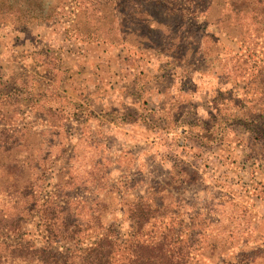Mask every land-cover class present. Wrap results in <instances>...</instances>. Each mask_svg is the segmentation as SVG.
<instances>
[{
	"label": "rangeland",
	"instance_id": "obj_1",
	"mask_svg": "<svg viewBox=\"0 0 264 264\" xmlns=\"http://www.w3.org/2000/svg\"><path fill=\"white\" fill-rule=\"evenodd\" d=\"M9 1L0 264H79L103 235L264 264V0Z\"/></svg>",
	"mask_w": 264,
	"mask_h": 264
},
{
	"label": "trees",
	"instance_id": "obj_2",
	"mask_svg": "<svg viewBox=\"0 0 264 264\" xmlns=\"http://www.w3.org/2000/svg\"><path fill=\"white\" fill-rule=\"evenodd\" d=\"M13 2H8V5L6 6L7 10L5 13H9V9L13 8L12 4L16 5V0H12ZM6 4V3H5ZM30 9L35 10L37 6L32 5L30 2H26V4ZM20 12L22 16L28 15L29 13L23 12L20 8ZM28 16H32V14H29ZM15 19H18V16H15ZM49 93H46L43 95L42 98L37 101L36 103L41 102V100H44L46 96H48ZM59 99H65L64 96H62L60 93H57L56 95L53 94ZM67 99V98H66ZM69 103L75 104L77 106H80V104H76L72 101ZM51 106H48V108H44L46 114L48 112H55L56 110L50 108ZM60 113V112H56ZM106 114V112H104ZM107 115H110L108 113ZM261 117L255 116V118L250 119L249 121L252 125H257L256 121L260 120ZM260 126H264V122ZM254 127V126H253ZM113 240V238L103 235L99 237L98 239L94 240L92 242V245L86 247L85 249L81 250L78 255H76V258L79 259V264H114L115 261V255L114 253V247L115 246H121L124 244V251L122 253L124 254V257L122 259H119V264H179V259L177 257H174L173 254H168L165 252V248L162 243L157 244H146L145 242H138L134 240H128L124 242H118ZM125 244H128L125 245ZM127 247V248H125ZM130 249L132 256L134 260H131L127 258L125 252ZM42 254L46 256L45 251H42ZM70 260L73 261V256H66L65 258L61 259L62 262H69ZM55 262L58 260L54 259Z\"/></svg>",
	"mask_w": 264,
	"mask_h": 264
},
{
	"label": "crops",
	"instance_id": "obj_3",
	"mask_svg": "<svg viewBox=\"0 0 264 264\" xmlns=\"http://www.w3.org/2000/svg\"><path fill=\"white\" fill-rule=\"evenodd\" d=\"M72 57H74L73 60H71L72 62L75 63L76 61H78V62L80 61V60H79L80 58H78V55H75V54H74L73 56H71V58H72ZM71 58H69L68 61H70ZM76 59H77V60H76ZM71 64H72V63H71ZM71 64H70V65H71ZM81 81H83V80H81ZM263 159H264V157H263ZM255 161H256V166H253V169L255 170V172L257 171V175H258V172H262L264 169H262V171L259 170V169L257 168V166H258V164L261 163V162H259V160H255ZM262 163H264V162L262 161Z\"/></svg>",
	"mask_w": 264,
	"mask_h": 264
}]
</instances>
